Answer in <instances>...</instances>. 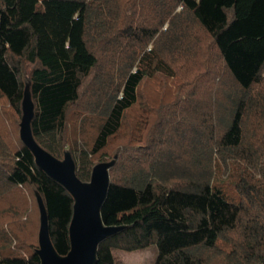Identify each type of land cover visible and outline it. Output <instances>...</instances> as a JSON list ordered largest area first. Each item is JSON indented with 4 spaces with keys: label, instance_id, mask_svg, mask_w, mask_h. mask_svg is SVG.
Here are the masks:
<instances>
[{
    "label": "trees",
    "instance_id": "16d2710c",
    "mask_svg": "<svg viewBox=\"0 0 264 264\" xmlns=\"http://www.w3.org/2000/svg\"><path fill=\"white\" fill-rule=\"evenodd\" d=\"M160 75L177 89L149 102ZM27 83L35 139L82 180L118 154L101 215L121 229L95 264L151 246L154 264H264V0H0V264H40L37 192L70 250L74 198L20 136ZM122 134L137 144L110 151Z\"/></svg>",
    "mask_w": 264,
    "mask_h": 264
},
{
    "label": "water",
    "instance_id": "95a60500",
    "mask_svg": "<svg viewBox=\"0 0 264 264\" xmlns=\"http://www.w3.org/2000/svg\"><path fill=\"white\" fill-rule=\"evenodd\" d=\"M35 104L27 83L22 101L20 136L31 150L37 165L51 178L62 184L73 196V215L69 226L70 250L60 254L51 239L49 217L42 195L37 192L40 209L39 247L40 264H95L99 244L117 233L121 227L104 223L101 208L106 200L110 184V168L118 154L110 161H100L93 166L89 180H82L76 169V162L65 150L62 158L44 148L34 137L31 122Z\"/></svg>",
    "mask_w": 264,
    "mask_h": 264
},
{
    "label": "rangeland",
    "instance_id": "374dc122",
    "mask_svg": "<svg viewBox=\"0 0 264 264\" xmlns=\"http://www.w3.org/2000/svg\"><path fill=\"white\" fill-rule=\"evenodd\" d=\"M180 8H178L179 10ZM168 24L165 25V27H167ZM149 47H152V44L149 45ZM201 55H204L203 51H200ZM206 54V52H205ZM192 60H195L196 69H204V66L202 65V63L197 60L195 58V56L192 55ZM30 70V66L26 65L25 66V71L28 73ZM164 82V78L162 77V75H160V79H158L157 77L152 78V79H147L145 81V83L143 84V91H144V98L149 101V102H154L156 100H159L161 95L163 97H169L168 100H171L170 97H172L173 95V91L172 89L176 90L177 88V82L174 80L172 82V86L167 85ZM202 96H205V94H202ZM10 110H12V108L4 103H0V112L3 113H9ZM143 112V110H132L131 112H129L128 114V123L126 125V127L128 126H134V124L137 123V120L139 118V115L141 116V113ZM153 120L151 121V124L154 122V120L156 121L155 117H152ZM183 117L181 119H179L178 122H180V124L182 123ZM178 120V119H176ZM21 121V119H20ZM19 121V123H20ZM154 124V123H153ZM150 125V128H146V132H145V138L146 136L149 134V132H155L156 131V126L154 125ZM183 124V123H182ZM129 129H131L129 127ZM137 138V137H136ZM144 138V139H145ZM132 139V143H136L137 141L136 139H134V137L131 135L129 137V135L126 137V134H122L120 137H116L111 146H110V151L116 150L119 146L126 144L127 141L131 142ZM143 139V140H144ZM123 147V146H121ZM113 157V155H107L105 157H103L102 159L96 161L95 163L97 164V162L100 161H105V160H110ZM95 164H93L94 166ZM221 182L224 186V188L226 189V191L230 194V195H234L236 193L235 190V183L238 180V175L237 173H230V174H226L225 175H221L220 176ZM30 210V209H29ZM29 210L27 212H29ZM157 254V247L156 246H151L145 250H136V251H123V250H115L114 251V255L116 256L118 263L119 264H154V259L156 257Z\"/></svg>",
    "mask_w": 264,
    "mask_h": 264
}]
</instances>
